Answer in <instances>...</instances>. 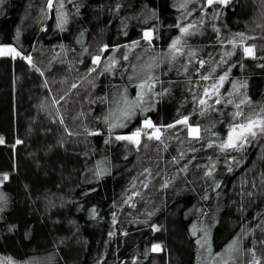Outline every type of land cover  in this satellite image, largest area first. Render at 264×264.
Instances as JSON below:
<instances>
[{"label":"trees","instance_id":"16d2710c","mask_svg":"<svg viewBox=\"0 0 264 264\" xmlns=\"http://www.w3.org/2000/svg\"><path fill=\"white\" fill-rule=\"evenodd\" d=\"M0 46V264H264V133L219 147L264 121V0H0Z\"/></svg>","mask_w":264,"mask_h":264},{"label":"snow or ice","instance_id":"6c2138e0","mask_svg":"<svg viewBox=\"0 0 264 264\" xmlns=\"http://www.w3.org/2000/svg\"><path fill=\"white\" fill-rule=\"evenodd\" d=\"M213 2V0H208V3L211 4ZM219 2L221 3H227L228 0H219ZM179 27V26H178ZM191 27V26H189ZM181 33H187L188 28L187 27H182L180 28ZM144 39L151 41L152 39V33L151 32H145L144 33ZM134 43H139V41H136ZM180 43V38L177 37L175 40L172 41V44L170 45V48L173 50H177V45ZM244 51L249 54L252 55L253 50L251 48H245ZM13 56V58L20 56V53L12 47H0V56ZM228 55H231V53H228ZM25 59H27L29 62H31V58L30 57H26ZM99 58H94V63L98 60ZM125 59H127V57L125 56ZM201 66H203V62H201ZM209 77L205 76L203 77V79L207 80ZM225 79V77H220V81L221 83L223 82V80ZM215 87V86H213ZM205 95H208V90L205 89ZM201 104H204L205 101L201 100L200 101ZM217 103H219V100H217ZM237 107L239 108V105H237ZM235 116H240L242 115V113L237 112L234 114ZM177 123H182L184 125H186L189 129V134L192 135L194 138L199 139V128L198 127H192L190 125H188V120L187 117H185L182 121H177ZM145 126L148 128H153L154 125H152L151 121L146 120L145 121ZM175 125H168L169 128L174 127ZM259 128L261 133H264V121H260L259 123L252 120V119H248L245 123H240V124H236L233 125L228 138L226 141H224L222 144L219 145V147L221 148V150H228V149H233V150H241L244 147V144L248 142L249 137L255 138L257 135L256 129ZM160 129L156 128L155 132L152 134H148L145 133V135H147L148 139H156V140H160V135H159ZM141 135V131L137 130L136 132L132 133L131 136H118L117 139H124V140H129L133 143L139 144L140 140L139 137ZM0 143H4V140L2 137H0ZM17 143H19V141H17ZM211 146V145H209ZM231 170V169H229ZM206 175H211V172H207ZM4 180L8 179V175L5 174L3 177ZM157 231L159 229H156ZM235 241H233V244L230 245V248H234L235 246ZM153 251H160L161 247L160 245H153L152 248ZM227 264V262H226ZM258 264V262H257Z\"/></svg>","mask_w":264,"mask_h":264},{"label":"rangeland","instance_id":"374dc122","mask_svg":"<svg viewBox=\"0 0 264 264\" xmlns=\"http://www.w3.org/2000/svg\"><path fill=\"white\" fill-rule=\"evenodd\" d=\"M207 1H208V0H207ZM215 1H219V0H213V2H215ZM145 32H151V33H152V31H150V30H146V31H144V33H145ZM144 33H143V40L146 41V39H144ZM152 36H153V33H152ZM147 41H148V40H147ZM137 45H138L137 43H133V44H131L130 46H127V47L125 48V53H128L131 49L135 48ZM3 47H10V46H3ZM246 48H251V47H246ZM251 49H252V48H251ZM245 53H246V52H245ZM246 54H247V53H246ZM9 56H11V55H9ZM95 58H97V57H95ZM100 61H101V63H100ZM115 62H116V57H115L114 55H111V57L107 58L105 61H102V60H100V58H99L95 63H96V65H97V64L99 65V63H100V65H101L103 71L110 72V71L112 70V68L114 67ZM145 121H146V120H144V123H145ZM258 123H259V122H258ZM192 127H194V126H192ZM156 128H159V127H156V126H154L153 128L141 127V128H137V129H135L132 133L136 132L137 130H140V131H141V135H140V137H139V140H140L142 136H146V137H147V135H145V133H148V134H152V133H154ZM159 129H160V128H159ZM187 130H188V133H189V129H188V127H187ZM256 130H259V128H257ZM132 133H131L129 136H131ZM161 134H162V129H160V132H159V135H160V136H161ZM189 135H190V134H189ZM191 136H192V135H191ZM5 174H7V173H0V184H2L3 182L6 181V180L3 179V177H4ZM7 175H8V174H7Z\"/></svg>","mask_w":264,"mask_h":264},{"label":"water","instance_id":"95a60500","mask_svg":"<svg viewBox=\"0 0 264 264\" xmlns=\"http://www.w3.org/2000/svg\"><path fill=\"white\" fill-rule=\"evenodd\" d=\"M0 47H3V46H0ZM143 127H146V126H145V123H143Z\"/></svg>","mask_w":264,"mask_h":264}]
</instances>
